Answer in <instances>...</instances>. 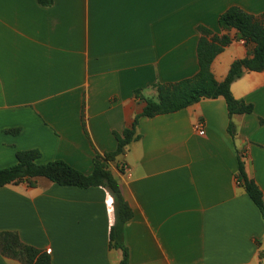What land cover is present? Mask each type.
<instances>
[{"label":"crops","instance_id":"1","mask_svg":"<svg viewBox=\"0 0 264 264\" xmlns=\"http://www.w3.org/2000/svg\"><path fill=\"white\" fill-rule=\"evenodd\" d=\"M233 6L264 14V0H0V169L37 149L39 163L90 174L142 113L140 96L155 100V84L197 73L198 25L232 38L211 62L216 81L247 56L236 31L217 24ZM230 92L251 113L229 118L219 97L139 117L137 138L107 162L132 211L122 227L128 264H264L263 219L236 180L247 147L244 171L264 204V69L245 71ZM114 222L102 187L42 177L0 187V231L48 252L51 264H119ZM0 264L21 263L0 254Z\"/></svg>","mask_w":264,"mask_h":264},{"label":"trees","instance_id":"2","mask_svg":"<svg viewBox=\"0 0 264 264\" xmlns=\"http://www.w3.org/2000/svg\"><path fill=\"white\" fill-rule=\"evenodd\" d=\"M37 2L41 5H49L51 0H37ZM217 24L221 30L234 29L235 39L243 41L245 46L250 47L246 57L231 63L222 81L218 82L213 78L210 65L214 57L231 43L232 38L228 34L216 35L206 27L198 25L196 30L200 36L196 45L197 73L177 82L155 84V100L143 98L137 91L136 96H140L145 104L142 113L135 116L130 127L120 135L115 134L117 143L114 151L105 153L103 157L93 158L90 174H84L63 160L39 163L41 154L37 149L19 150L15 152V163L0 169V187L23 181L33 185L35 178L42 177L60 186L106 189L113 200L115 213V222L109 230V247L121 251L119 264H128V252L122 239V227L132 217V211L121 194L117 179L109 171L107 162L114 161L123 152V148L137 138L135 126L138 118L172 113L202 99L219 97L225 102L229 118L233 114H248L252 111L251 104H246L232 96L230 85L245 71L258 72L264 69V14L255 16L233 6L218 16ZM227 129L232 134L230 122ZM7 132L16 134L18 129H9ZM121 165L120 171H122ZM236 180L259 210L264 223L262 193L254 181L247 178L240 155ZM0 254L17 260L21 264H51L48 252L25 244L13 231H0Z\"/></svg>","mask_w":264,"mask_h":264},{"label":"built area","instance_id":"3","mask_svg":"<svg viewBox=\"0 0 264 264\" xmlns=\"http://www.w3.org/2000/svg\"><path fill=\"white\" fill-rule=\"evenodd\" d=\"M195 128H196V130H197L199 135H203L204 134L203 126H202V124L200 122H197L195 124ZM247 149H248L247 147L244 148V150L241 152V155H240L241 157L246 155ZM121 167H122V172H124V173L128 172L129 169H128V167L125 164H122Z\"/></svg>","mask_w":264,"mask_h":264},{"label":"rangeland","instance_id":"4","mask_svg":"<svg viewBox=\"0 0 264 264\" xmlns=\"http://www.w3.org/2000/svg\"><path fill=\"white\" fill-rule=\"evenodd\" d=\"M14 164V163H13ZM10 166V165H9Z\"/></svg>","mask_w":264,"mask_h":264}]
</instances>
